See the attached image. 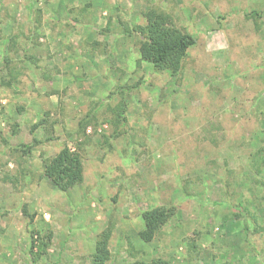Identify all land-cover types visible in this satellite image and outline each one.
<instances>
[{
    "label": "rangeland",
    "instance_id": "374dc122",
    "mask_svg": "<svg viewBox=\"0 0 264 264\" xmlns=\"http://www.w3.org/2000/svg\"><path fill=\"white\" fill-rule=\"evenodd\" d=\"M151 9L196 40L178 73L141 58ZM263 163L264 0H0V264H35L32 232L39 264H95L106 235L104 264H264Z\"/></svg>",
    "mask_w": 264,
    "mask_h": 264
},
{
    "label": "trees",
    "instance_id": "16d2710c",
    "mask_svg": "<svg viewBox=\"0 0 264 264\" xmlns=\"http://www.w3.org/2000/svg\"><path fill=\"white\" fill-rule=\"evenodd\" d=\"M146 19L145 35L140 42L142 60L150 62L158 71L178 73L183 59L196 40L187 32L175 28L161 10H149ZM30 147L25 144L24 151L29 150ZM43 170L44 174L58 188L65 191L82 179L83 163L79 153L73 152L68 146H65L53 159L43 160ZM253 173L259 177L262 171L259 169L258 172ZM251 206L253 205L250 202L247 203L243 207L244 211L241 210L242 215L248 212ZM172 212L171 208L159 206L143 213L146 227L142 232V237L145 241L153 239L157 230L170 219ZM106 236L108 237V235ZM107 237L97 243L94 255L95 264H104L109 257ZM37 242L38 240L32 232L29 252L35 264H39L40 257L44 253V244L39 246ZM154 262L163 264L158 259Z\"/></svg>",
    "mask_w": 264,
    "mask_h": 264
}]
</instances>
